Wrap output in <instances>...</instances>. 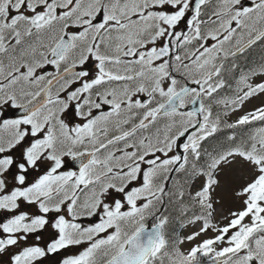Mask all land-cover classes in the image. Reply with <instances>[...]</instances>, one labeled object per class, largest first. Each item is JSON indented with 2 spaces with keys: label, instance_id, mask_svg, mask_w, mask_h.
I'll return each instance as SVG.
<instances>
[{
  "label": "snow or ice",
  "instance_id": "1",
  "mask_svg": "<svg viewBox=\"0 0 264 264\" xmlns=\"http://www.w3.org/2000/svg\"><path fill=\"white\" fill-rule=\"evenodd\" d=\"M257 48L264 0H0V264H264Z\"/></svg>",
  "mask_w": 264,
  "mask_h": 264
},
{
  "label": "rangeland",
  "instance_id": "2",
  "mask_svg": "<svg viewBox=\"0 0 264 264\" xmlns=\"http://www.w3.org/2000/svg\"><path fill=\"white\" fill-rule=\"evenodd\" d=\"M262 102H264V96L254 97L247 101L242 109L238 110L235 113H230L229 118L231 119V121H234L239 115H242L244 112L253 109ZM250 175V169H248L247 166L239 160L231 165L223 167V170L220 174V186L214 193V198L219 200V203L216 204L217 221H222L223 216H226L229 211L241 206L239 201L233 194V189L239 188L246 179L250 178ZM192 231L193 226L189 225L188 227L183 228L181 236H185ZM196 242L198 241H193L192 243ZM189 247H191V244L187 241L183 245H181L182 250H187Z\"/></svg>",
  "mask_w": 264,
  "mask_h": 264
},
{
  "label": "flooded vegetation",
  "instance_id": "3",
  "mask_svg": "<svg viewBox=\"0 0 264 264\" xmlns=\"http://www.w3.org/2000/svg\"><path fill=\"white\" fill-rule=\"evenodd\" d=\"M75 251H76L75 249H70V250H69V254H74Z\"/></svg>",
  "mask_w": 264,
  "mask_h": 264
}]
</instances>
